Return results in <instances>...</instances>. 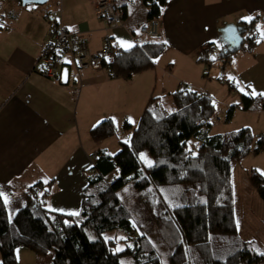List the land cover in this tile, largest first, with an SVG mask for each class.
Segmentation results:
<instances>
[{"label":"crops","instance_id":"0c3cea01","mask_svg":"<svg viewBox=\"0 0 264 264\" xmlns=\"http://www.w3.org/2000/svg\"><path fill=\"white\" fill-rule=\"evenodd\" d=\"M0 1V197L11 218L25 205V191L40 182L50 190L51 211L79 214L83 191L95 173L94 157L111 155L113 138L95 142L90 131L111 119L130 140L150 101L169 112L175 109L173 95L180 83L211 96L215 104L221 101L226 112L236 106L231 123L247 115L253 118L247 128L264 134V0H169L156 40L140 32L146 10L142 15L129 10L125 27L108 30L96 15L97 0ZM53 22L81 35L92 52L103 50L107 35L123 51L154 42L167 49L155 69L131 81L106 68L77 70L69 56L56 78L46 79L35 71V60ZM252 22L259 40L249 51L238 29ZM205 45L213 49L208 64L201 61ZM236 48L237 53L227 54ZM243 96L255 99L248 110ZM126 124L132 131L124 129ZM258 158L264 160V154Z\"/></svg>","mask_w":264,"mask_h":264},{"label":"trees","instance_id":"16d2710c","mask_svg":"<svg viewBox=\"0 0 264 264\" xmlns=\"http://www.w3.org/2000/svg\"><path fill=\"white\" fill-rule=\"evenodd\" d=\"M22 4L37 0H19ZM127 20L133 0H113ZM146 10V25L160 19L169 0H137ZM136 2V6L138 5ZM160 22V21H159ZM55 23V22H53ZM59 23V22H58ZM253 23L238 29L242 45L251 51L258 44ZM141 27V28H142ZM167 49L161 42L121 51L110 65L111 74L125 81L155 69ZM236 48L227 51L235 54ZM175 109L160 108L152 100L127 142L116 155L99 152L93 159L78 215H65L47 207L50 190L37 183L25 191L26 203L11 218L0 197V264H18L17 251L26 248L37 256L54 253L52 264H264L263 250L238 241L233 193V164L264 154V134L255 141L249 128L212 135L217 118L211 96L189 89L173 95ZM244 110L255 99L242 97ZM237 107H230L224 122L231 123ZM117 133L108 119L90 131L101 142ZM148 152L153 160H142ZM250 183L264 202V176L251 173ZM142 201L151 215V235L136 236L133 207ZM122 230L132 246L116 251L115 241H105L107 231ZM90 234L98 236L91 240Z\"/></svg>","mask_w":264,"mask_h":264},{"label":"rangeland","instance_id":"374dc122","mask_svg":"<svg viewBox=\"0 0 264 264\" xmlns=\"http://www.w3.org/2000/svg\"><path fill=\"white\" fill-rule=\"evenodd\" d=\"M1 2V1H0ZM137 0H133L135 3L133 8H131V13H138L140 11L141 15L144 13L145 9L142 5H139ZM97 4L95 5V11L97 15ZM3 6V3L0 4V8ZM139 13V15H140ZM138 15V16H139ZM98 16V15H97ZM103 22V21H102ZM104 23V22H103ZM106 29H108L106 27ZM112 30V29H108ZM49 37V35H48ZM203 49L204 57L206 55V47ZM218 52V51H217ZM201 59L203 62L204 58ZM218 55L216 57L212 56L215 62L217 61ZM210 60V58H209ZM210 61L207 62V64ZM191 72V71H190ZM195 73V72H194ZM208 73V71L206 72ZM196 74H191V78H194ZM181 84L180 83L179 87ZM165 106V105H164ZM168 109V108H167ZM217 116L221 121H216L213 123L211 130L212 135L218 134H228L232 132H237L243 128H247L252 123L253 118L247 115H238L232 123L224 122V116L226 114V107L222 104L221 101H218L216 104ZM174 110V109H173ZM262 131H255L253 134L255 141H257L262 136ZM110 140V152L111 155H116L120 152L121 146L120 142H127L129 140V135L124 134L120 130H117L115 136ZM119 141V146H118ZM142 160L147 165H152L153 160L151 159L148 152H144L142 155ZM259 162V164H258ZM264 160L263 158H258V156L251 155L249 158H246L240 162L233 164V193H234V208H235V217L238 226V241L241 243L251 242L257 248L264 251V202L259 197L256 189L252 187L250 183V175L253 172H259L262 168L264 170ZM260 173V172H259ZM12 211L10 215L12 216ZM134 222L133 225L136 229V236H147L151 235V232L154 229V224L151 215L147 212L146 208L142 204V201L135 203L133 207ZM102 238L105 241H115L117 244L116 251H122L128 246L133 245V239L122 230H112L107 231L102 235ZM91 240H98L99 237L90 234ZM18 261L20 264H50L51 258H53L54 253L50 252L47 256H37L35 253L31 252L26 248H21L18 251ZM123 264H131L132 261L123 257L121 259Z\"/></svg>","mask_w":264,"mask_h":264},{"label":"built area","instance_id":"2783aa9c","mask_svg":"<svg viewBox=\"0 0 264 264\" xmlns=\"http://www.w3.org/2000/svg\"><path fill=\"white\" fill-rule=\"evenodd\" d=\"M97 15L108 29H119L126 25L124 15L118 10L113 0H98ZM255 30L248 28V33ZM141 34L151 39L160 37V22L152 20L149 25L142 27ZM103 50L92 52L86 40L79 34L69 31L60 23L51 24L49 37L45 42L41 53L36 57L35 71L46 79H55L57 69L63 63L64 57L69 56L77 70L90 69L99 71L109 69L114 59L122 51L118 41L107 35L103 39ZM204 63L209 61L212 47H206ZM207 72V71H206ZM180 90L186 92L190 87L186 84L180 85Z\"/></svg>","mask_w":264,"mask_h":264},{"label":"snow or ice","instance_id":"6c2138e0","mask_svg":"<svg viewBox=\"0 0 264 264\" xmlns=\"http://www.w3.org/2000/svg\"><path fill=\"white\" fill-rule=\"evenodd\" d=\"M0 27H2V25H0ZM68 63H70V61H66ZM261 95H264V93H261ZM73 215H78V213H73ZM262 255H264V253H261Z\"/></svg>","mask_w":264,"mask_h":264},{"label":"water","instance_id":"95a60500","mask_svg":"<svg viewBox=\"0 0 264 264\" xmlns=\"http://www.w3.org/2000/svg\"><path fill=\"white\" fill-rule=\"evenodd\" d=\"M48 0H37L36 2L37 3H45V2H47Z\"/></svg>","mask_w":264,"mask_h":264}]
</instances>
